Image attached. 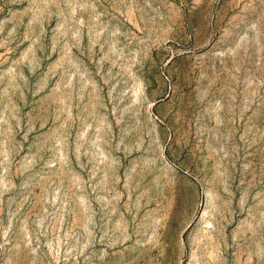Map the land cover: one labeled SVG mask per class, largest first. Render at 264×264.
Masks as SVG:
<instances>
[{
    "label": "rangeland",
    "instance_id": "obj_1",
    "mask_svg": "<svg viewBox=\"0 0 264 264\" xmlns=\"http://www.w3.org/2000/svg\"><path fill=\"white\" fill-rule=\"evenodd\" d=\"M0 264H264V0H0Z\"/></svg>",
    "mask_w": 264,
    "mask_h": 264
}]
</instances>
